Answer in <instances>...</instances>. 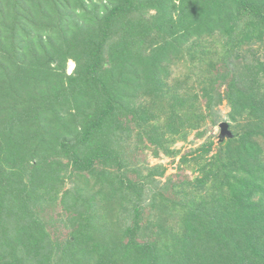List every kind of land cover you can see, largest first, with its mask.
Masks as SVG:
<instances>
[{"label": "trees", "instance_id": "trees-1", "mask_svg": "<svg viewBox=\"0 0 264 264\" xmlns=\"http://www.w3.org/2000/svg\"><path fill=\"white\" fill-rule=\"evenodd\" d=\"M258 51L264 0H0V264H264Z\"/></svg>", "mask_w": 264, "mask_h": 264}, {"label": "rangeland", "instance_id": "rangeland-1", "mask_svg": "<svg viewBox=\"0 0 264 264\" xmlns=\"http://www.w3.org/2000/svg\"><path fill=\"white\" fill-rule=\"evenodd\" d=\"M213 37L215 38H210L204 44L209 45V48H211V52L215 53L214 58L217 60L218 58L220 59V55L222 53V50L220 49H221V46H223V43H225V41L224 39H222V37H220V43H217L215 45H210L211 42L213 44L218 39L217 38L218 34L214 35ZM251 53L246 52L245 54L247 58H249L250 61H251L250 58H252V55H253ZM258 53L264 59V52L258 51ZM191 64H192V61L190 60V57H188L187 55L181 59L176 58L175 61L169 65L170 76L167 78L168 83L172 86L174 85L175 81L178 78H185L186 75L191 71V67H190ZM74 67H75V62L73 60H70L69 66H68V72L69 73L72 72ZM197 76L198 75H194V77H197ZM220 108L222 109L224 114H227L228 111L230 110L229 106L226 105V103L222 104ZM205 127L209 129L208 134L205 137L198 138L196 137L195 134L192 133L190 134L188 141L186 142L181 141V142L176 143V147L179 148L181 152L175 159L164 156L163 154L158 157H155L153 156L152 152H149V151L147 152L148 156L145 155L144 157L148 158V161L150 162L151 165L161 164L166 168L165 174L159 177V179L162 180V182H165L169 177L176 180V179H185L187 177L192 178L195 175L194 173H192V170L190 167L186 166V164L179 163V159L183 153L190 152L194 148H198L203 142L207 140L214 141L213 150L210 152L209 155H212L216 152L217 150L216 146L220 143L219 141L220 140V127L218 125L211 126L210 122L207 123Z\"/></svg>", "mask_w": 264, "mask_h": 264}, {"label": "water", "instance_id": "water-1", "mask_svg": "<svg viewBox=\"0 0 264 264\" xmlns=\"http://www.w3.org/2000/svg\"><path fill=\"white\" fill-rule=\"evenodd\" d=\"M219 127H220V139H223L226 136L233 135L232 131L229 128L228 122L226 121L221 122Z\"/></svg>", "mask_w": 264, "mask_h": 264}]
</instances>
